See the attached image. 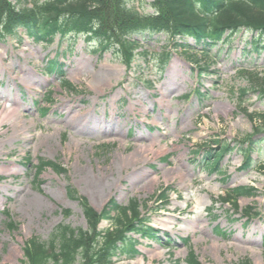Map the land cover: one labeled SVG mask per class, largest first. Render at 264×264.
Masks as SVG:
<instances>
[{"label":"rangeland","instance_id":"374dc122","mask_svg":"<svg viewBox=\"0 0 264 264\" xmlns=\"http://www.w3.org/2000/svg\"><path fill=\"white\" fill-rule=\"evenodd\" d=\"M127 1L142 15L155 12L156 0ZM8 2L21 9L45 0ZM18 35L0 41V264H21L25 242L47 241L61 224L88 229L69 184L98 212L109 200L148 207L157 240L132 235L142 255L112 264H264V132L256 131L264 97L255 93L264 56L244 55L251 34L215 49L208 63L193 40L185 53L176 45L184 41L167 34L138 36L130 68L113 52L94 53L83 37L38 45ZM53 60L65 65V77L47 72ZM251 135L254 163L243 169L242 141ZM217 141L234 149L221 158V173L203 166L202 148ZM40 162L67 177L48 167L38 177ZM241 187L256 197L230 199Z\"/></svg>","mask_w":264,"mask_h":264},{"label":"trees","instance_id":"16d2710c","mask_svg":"<svg viewBox=\"0 0 264 264\" xmlns=\"http://www.w3.org/2000/svg\"><path fill=\"white\" fill-rule=\"evenodd\" d=\"M152 7L154 14L142 15L130 7L127 0H45L42 4L34 3L32 7L21 9L11 6L8 0H0V40L11 36L19 39L21 30L35 43L44 45H53L58 37L62 42H76L83 37L96 45L94 53L113 52L130 68L140 47L138 36L152 39L167 34L174 40L184 41L176 45L185 53L193 50L187 41L193 40L195 47L202 49L208 63L215 49L232 45L236 38L247 33L251 34V41L244 55L264 56V0H156ZM170 57V54L164 55L161 59L163 66ZM63 69L64 65L54 60L48 70L64 76ZM200 69L209 71V68ZM64 85L75 89L68 81H64ZM255 93H259L261 99L264 97V80ZM204 96L198 93L199 98ZM259 117L263 126L256 129L257 133L264 132V114ZM252 138L253 135L242 141L246 145L241 150L246 160L243 169H250L254 163ZM215 144L216 148H202L206 151L203 166L205 170L221 173V158L234 149L223 141ZM46 167L59 176L68 175L56 163L40 162L35 167L38 177ZM67 192L72 200L80 203L88 229L61 224L47 241L32 237L25 243L21 264H112L115 258L126 256L133 260L141 255L140 242L132 235L157 240L156 233L149 227L151 221L145 215H148L145 203L133 199L127 206H120L110 200L102 213H98L72 185L67 186ZM256 193L254 188L241 187L233 190L229 198L256 197ZM250 211L253 212L254 208L246 210L249 219ZM66 215L70 216L71 212ZM104 220L111 222L113 227L99 229ZM188 264L199 262L193 258ZM238 264L251 263L244 260Z\"/></svg>","mask_w":264,"mask_h":264},{"label":"bare ground","instance_id":"6f19581e","mask_svg":"<svg viewBox=\"0 0 264 264\" xmlns=\"http://www.w3.org/2000/svg\"><path fill=\"white\" fill-rule=\"evenodd\" d=\"M0 96L4 97L3 94H0ZM4 98H5V97H4ZM0 117H1V116H0ZM189 203H190V202H189ZM189 203H187V204H189ZM192 211H193V210H191V209L189 210V209H188L187 214L190 215V214L192 213ZM164 255H165V254H163V253H158V257H159V258L164 257ZM153 259H155V257H153ZM144 262H145V259L142 258L141 261H140V264H144Z\"/></svg>","mask_w":264,"mask_h":264}]
</instances>
